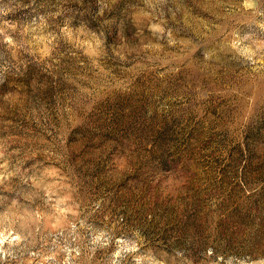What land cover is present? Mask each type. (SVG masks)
Returning <instances> with one entry per match:
<instances>
[{
  "label": "rangeland",
  "instance_id": "obj_1",
  "mask_svg": "<svg viewBox=\"0 0 264 264\" xmlns=\"http://www.w3.org/2000/svg\"><path fill=\"white\" fill-rule=\"evenodd\" d=\"M0 264H264V0H0Z\"/></svg>",
  "mask_w": 264,
  "mask_h": 264
}]
</instances>
